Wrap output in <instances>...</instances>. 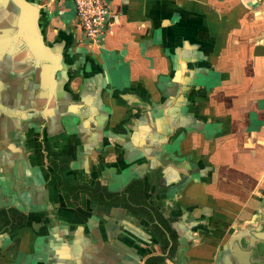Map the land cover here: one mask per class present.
Listing matches in <instances>:
<instances>
[{
  "label": "crops",
  "instance_id": "obj_1",
  "mask_svg": "<svg viewBox=\"0 0 264 264\" xmlns=\"http://www.w3.org/2000/svg\"><path fill=\"white\" fill-rule=\"evenodd\" d=\"M25 1L56 58L33 68L0 13V100L20 80L34 103L0 101V209L24 219L0 264H264V0H109L96 45L71 3ZM44 142L119 205L68 207Z\"/></svg>",
  "mask_w": 264,
  "mask_h": 264
},
{
  "label": "trees",
  "instance_id": "obj_2",
  "mask_svg": "<svg viewBox=\"0 0 264 264\" xmlns=\"http://www.w3.org/2000/svg\"><path fill=\"white\" fill-rule=\"evenodd\" d=\"M46 151L49 153V161H51L50 165L54 171L57 189L59 193L62 194V196L64 197L68 207L72 208L73 206H75V202H70V200L73 199L74 201H76L79 197V193L87 194V196L90 198V203L91 207L93 208V211L99 216L101 215L103 209L106 206L113 207L119 205V197H116L114 194H110L106 188L100 186L98 183L89 187L85 184L78 183L75 179L70 176H66L65 174L68 169L67 165L65 164L63 165V167L59 168L58 163L59 161L65 163L67 161L57 157L55 152H53L49 146L46 148ZM130 188H132L131 191H133V193L137 194H140L143 190L142 185L140 183H133L130 185L128 190ZM136 195H129L128 201H126L127 206L131 207L130 205H137L138 201L139 203L142 202L141 199H135ZM139 197L140 196L138 195L137 198ZM23 224V214L16 208L11 207L0 209V238L5 236L8 237L9 235L14 234L17 229ZM160 227L162 228V226ZM161 259V257H152L149 258L145 264H156L161 261Z\"/></svg>",
  "mask_w": 264,
  "mask_h": 264
},
{
  "label": "water",
  "instance_id": "obj_3",
  "mask_svg": "<svg viewBox=\"0 0 264 264\" xmlns=\"http://www.w3.org/2000/svg\"><path fill=\"white\" fill-rule=\"evenodd\" d=\"M5 11L9 12L10 32H14L11 35L15 37L16 42L24 43L25 49L20 53L29 59L33 68L37 67L38 62L41 64L56 58L52 50L46 47L42 41L39 31L40 10L35 3L25 0H0V13ZM46 69L48 70L46 75L50 78L54 67L46 66Z\"/></svg>",
  "mask_w": 264,
  "mask_h": 264
},
{
  "label": "built area",
  "instance_id": "obj_4",
  "mask_svg": "<svg viewBox=\"0 0 264 264\" xmlns=\"http://www.w3.org/2000/svg\"><path fill=\"white\" fill-rule=\"evenodd\" d=\"M69 2L74 9V18L85 40L91 44H99L111 23L109 0H49Z\"/></svg>",
  "mask_w": 264,
  "mask_h": 264
},
{
  "label": "flooded vegetation",
  "instance_id": "obj_5",
  "mask_svg": "<svg viewBox=\"0 0 264 264\" xmlns=\"http://www.w3.org/2000/svg\"><path fill=\"white\" fill-rule=\"evenodd\" d=\"M14 79V78H13ZM13 79H8L9 83L10 81H12ZM22 82H16V84L14 85V91L9 93L8 96H6L3 100H0L2 102H5L3 104H5V108H7L9 111H15V110H30L31 108H33L32 104L30 103V99H26L24 97V91L23 89H21L22 87ZM38 116V115H37ZM36 115H33L32 120H34V125L36 124V122L39 120V117H37ZM53 117V116H52ZM57 119V115H55L54 120L56 121ZM32 122V123H33ZM24 123V122H23ZM24 128L26 127V129H28V123L23 124ZM27 131V130H26ZM50 147L52 150V147L50 144H48L47 142L43 143V147L45 152L47 153V158L49 159V153L46 151L47 147ZM53 151V150H52ZM54 152V151H53ZM56 154V153H55ZM57 155V154H56ZM58 157V155H57ZM50 160V159H49ZM77 181V180H76ZM78 182V181H77ZM96 184V183H95ZM94 185V184H93ZM130 187V186H129Z\"/></svg>",
  "mask_w": 264,
  "mask_h": 264
},
{
  "label": "rangeland",
  "instance_id": "obj_6",
  "mask_svg": "<svg viewBox=\"0 0 264 264\" xmlns=\"http://www.w3.org/2000/svg\"><path fill=\"white\" fill-rule=\"evenodd\" d=\"M20 81V80H19ZM6 84L8 85V82L6 81Z\"/></svg>",
  "mask_w": 264,
  "mask_h": 264
}]
</instances>
